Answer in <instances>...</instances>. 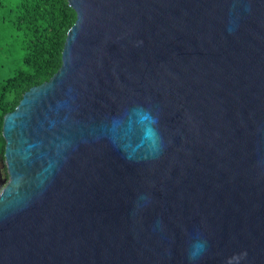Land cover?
Wrapping results in <instances>:
<instances>
[{
	"label": "water",
	"instance_id": "1",
	"mask_svg": "<svg viewBox=\"0 0 264 264\" xmlns=\"http://www.w3.org/2000/svg\"><path fill=\"white\" fill-rule=\"evenodd\" d=\"M67 2L3 117L0 264H264V0Z\"/></svg>",
	"mask_w": 264,
	"mask_h": 264
},
{
	"label": "trees",
	"instance_id": "2",
	"mask_svg": "<svg viewBox=\"0 0 264 264\" xmlns=\"http://www.w3.org/2000/svg\"><path fill=\"white\" fill-rule=\"evenodd\" d=\"M75 18L67 0H0V163L4 115L15 109L24 92L58 70ZM1 175L7 177L4 167Z\"/></svg>",
	"mask_w": 264,
	"mask_h": 264
},
{
	"label": "rangeland",
	"instance_id": "3",
	"mask_svg": "<svg viewBox=\"0 0 264 264\" xmlns=\"http://www.w3.org/2000/svg\"><path fill=\"white\" fill-rule=\"evenodd\" d=\"M2 165H3V163H0V169H1V170H2V168H3ZM1 172H2V171H1ZM1 177H2V176H1ZM3 178H4V177H3Z\"/></svg>",
	"mask_w": 264,
	"mask_h": 264
},
{
	"label": "flooded vegetation",
	"instance_id": "4",
	"mask_svg": "<svg viewBox=\"0 0 264 264\" xmlns=\"http://www.w3.org/2000/svg\"><path fill=\"white\" fill-rule=\"evenodd\" d=\"M2 176V175H1ZM2 179H3V176L2 177H0V180L2 181Z\"/></svg>",
	"mask_w": 264,
	"mask_h": 264
}]
</instances>
